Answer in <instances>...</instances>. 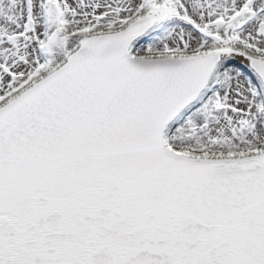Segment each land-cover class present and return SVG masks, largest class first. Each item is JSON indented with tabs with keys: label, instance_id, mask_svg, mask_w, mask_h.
Returning a JSON list of instances; mask_svg holds the SVG:
<instances>
[{
	"label": "snow or ice",
	"instance_id": "6c2138e0",
	"mask_svg": "<svg viewBox=\"0 0 264 264\" xmlns=\"http://www.w3.org/2000/svg\"><path fill=\"white\" fill-rule=\"evenodd\" d=\"M0 264H264V0H0Z\"/></svg>",
	"mask_w": 264,
	"mask_h": 264
}]
</instances>
